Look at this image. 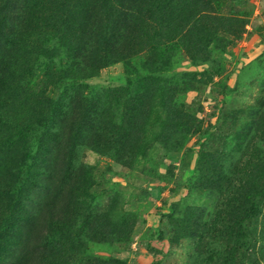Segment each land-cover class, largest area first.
I'll return each mask as SVG.
<instances>
[{
	"label": "rangeland",
	"instance_id": "rangeland-1",
	"mask_svg": "<svg viewBox=\"0 0 264 264\" xmlns=\"http://www.w3.org/2000/svg\"><path fill=\"white\" fill-rule=\"evenodd\" d=\"M132 2L0 0V264H264V0H191L240 23L155 57L105 23Z\"/></svg>",
	"mask_w": 264,
	"mask_h": 264
},
{
	"label": "trees",
	"instance_id": "trees-1",
	"mask_svg": "<svg viewBox=\"0 0 264 264\" xmlns=\"http://www.w3.org/2000/svg\"><path fill=\"white\" fill-rule=\"evenodd\" d=\"M132 1L133 6L120 7L116 10L119 13L116 16L117 19L110 20L107 17L108 20L106 19L105 23L109 25V22H111L113 26L111 31L113 34L111 36H115L114 38L119 37L116 44L122 42L125 38L129 40L131 37V42L134 40L144 42L151 48V55L153 57L158 55V47L169 44L171 39L180 35L181 32H217L219 29H229L240 23L234 17L215 13L213 8L207 6V4L201 6V10L198 12L197 9L193 8L191 0ZM85 37L79 35V32L68 33V38L64 41L63 47L72 49L76 45L75 42L81 39L82 49L79 52L81 54L85 45L89 47L95 43L90 35L86 34ZM100 53L99 58L105 60V63L118 60L126 61L130 57L135 56V53L131 50L121 47L117 48L115 45L111 49L103 50ZM76 56L77 54H75ZM71 60L73 59L66 61V63L64 62L59 69L60 74L64 78L68 77V80H80L93 76L96 72L95 62L90 59L87 60L86 66L81 68H75L76 66L71 64ZM149 72L155 75L156 69H150ZM21 73L22 77H24V72L21 71ZM53 85L58 86L59 84L55 83ZM68 86L69 84H63L62 88L66 89ZM17 91L21 92L24 99L39 111L51 112L59 104L58 98L47 95L44 90L33 89L28 84H20V88ZM262 167L264 168V163ZM245 201L248 204L247 209L244 211L246 214L245 225L249 227L252 221L251 208L253 207V203L249 197H246ZM247 227H245L246 231H248Z\"/></svg>",
	"mask_w": 264,
	"mask_h": 264
}]
</instances>
